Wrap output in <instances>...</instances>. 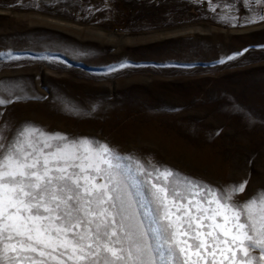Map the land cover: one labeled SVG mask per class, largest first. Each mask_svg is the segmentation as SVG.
Listing matches in <instances>:
<instances>
[{
    "label": "rangeland",
    "instance_id": "obj_1",
    "mask_svg": "<svg viewBox=\"0 0 264 264\" xmlns=\"http://www.w3.org/2000/svg\"><path fill=\"white\" fill-rule=\"evenodd\" d=\"M259 10L247 0H0V86L12 101L0 132L30 122L128 158L130 211L157 249L155 169L181 189L247 181L239 202L264 191V21L248 23Z\"/></svg>",
    "mask_w": 264,
    "mask_h": 264
},
{
    "label": "snow or ice",
    "instance_id": "obj_2",
    "mask_svg": "<svg viewBox=\"0 0 264 264\" xmlns=\"http://www.w3.org/2000/svg\"><path fill=\"white\" fill-rule=\"evenodd\" d=\"M247 2L260 8L248 23L264 21V0ZM11 102L0 86V107ZM123 159L106 143L30 122L0 132V264H264V191L239 202L247 181L181 189L169 186L171 170L155 169L165 235L154 249L130 211Z\"/></svg>",
    "mask_w": 264,
    "mask_h": 264
}]
</instances>
